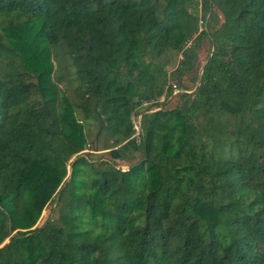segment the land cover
Listing matches in <instances>:
<instances>
[{"label":"trees","instance_id":"trees-1","mask_svg":"<svg viewBox=\"0 0 264 264\" xmlns=\"http://www.w3.org/2000/svg\"><path fill=\"white\" fill-rule=\"evenodd\" d=\"M0 264H264V0H0Z\"/></svg>","mask_w":264,"mask_h":264},{"label":"rangeland","instance_id":"rangeland-1","mask_svg":"<svg viewBox=\"0 0 264 264\" xmlns=\"http://www.w3.org/2000/svg\"><path fill=\"white\" fill-rule=\"evenodd\" d=\"M209 53H210V45H209L208 42L205 41V42H203V44L201 45V48L199 50V64H200V66H202L205 63ZM170 58H171L172 65L175 66L176 63H177V60L179 58V55L170 54ZM61 74L63 76H61L62 80H61L60 83L55 84V81L53 79H50V81L48 82V85L53 90H55V92L58 95V98H59V101H60L61 105L65 108L67 103H68V101H69L68 96L71 99H74L75 98V94H74L73 88L71 87V85L69 84V81L67 79L68 76L65 74V72H61ZM190 77L191 76H185L183 78V84L185 85V89L180 88L179 86L175 88V91L173 92L172 96L167 101V103H169V106H173V104L176 102V100L178 98V94L180 92H185L186 91L188 93H191L195 89V82L191 81ZM171 83L175 84L177 82L175 80L171 79ZM162 100L163 99H160V101H162ZM145 105H146V103H145ZM139 119H140V116H137L134 119L136 121V124L138 123ZM65 133H68V134L72 135L70 127L67 124H65ZM73 136H75V135H73ZM76 138H77V136H76ZM86 151H87V149H82V150L78 149L77 154L83 153V152H86ZM100 156L107 157L106 153H104L102 151L95 152L94 158H99ZM120 166L122 168H126L127 167L126 164H121ZM53 206L54 205L52 203L47 205V207L45 208V210L42 213V216L40 218L39 224H42L45 221V219L51 214V209H52Z\"/></svg>","mask_w":264,"mask_h":264},{"label":"built area","instance_id":"built-area-1","mask_svg":"<svg viewBox=\"0 0 264 264\" xmlns=\"http://www.w3.org/2000/svg\"><path fill=\"white\" fill-rule=\"evenodd\" d=\"M173 87H174V91H175L176 85L173 84ZM160 99H164V97L162 96ZM134 124H135V128H136V130L139 131V121H138L137 124H136V121H135Z\"/></svg>","mask_w":264,"mask_h":264},{"label":"water","instance_id":"water-1","mask_svg":"<svg viewBox=\"0 0 264 264\" xmlns=\"http://www.w3.org/2000/svg\"><path fill=\"white\" fill-rule=\"evenodd\" d=\"M78 157H79V155H76V156H75V158H78ZM123 169L125 170V169H127V168H123Z\"/></svg>","mask_w":264,"mask_h":264}]
</instances>
